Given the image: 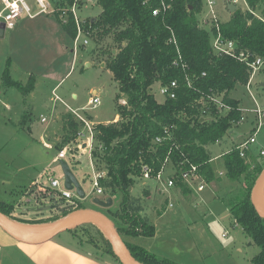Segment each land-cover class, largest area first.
<instances>
[{"label":"trees","instance_id":"1","mask_svg":"<svg viewBox=\"0 0 264 264\" xmlns=\"http://www.w3.org/2000/svg\"><path fill=\"white\" fill-rule=\"evenodd\" d=\"M65 1L70 4L73 0ZM96 1L101 12L90 18L92 35L98 40L111 35L116 51H108L105 68L118 84L115 98L118 100L124 95L127 105H117V121L93 125L97 144L92 150V158L95 165L102 163L103 169L100 165L96 167L106 172L101 185L120 195L116 215L122 224L116 228L120 236L150 237L154 234L153 224L140 214L141 206L131 198L129 188L141 172L140 161L150 162L154 155L150 152L152 139L164 126H173L181 152L199 166L206 182L212 181L214 173L206 146L223 138L240 119V100L231 97L230 92L237 84L248 83L249 69L233 57L212 52L210 43L215 31L213 28L207 30L200 23L202 0ZM245 1L249 9L235 10L228 21L220 23V33L224 39L235 41L238 48L248 49L264 59V0ZM162 2L168 6L164 10ZM257 8L260 9L259 15L254 13ZM155 9L158 13L153 15ZM62 27L73 40L76 27L72 18L62 23ZM8 65L7 61L1 87L14 86L23 94L29 93L34 86L33 77L23 85L11 78ZM173 79L177 81L175 97L158 102L151 86L156 81L165 84ZM210 90L223 93V99L230 107L225 114L217 113L211 106L209 113L202 117L198 101ZM62 122L65 143H77L81 124L70 112L63 114ZM168 146L169 142H165L157 149V158H164ZM75 148L69 146L68 154H72ZM178 155V151L171 152L174 159ZM222 159L225 175L230 181H238L241 176L244 178L245 186L226 197L225 204L234 223L259 247L249 264H264V217L258 214L250 200L252 187L264 164L256 158L252 163L247 162L234 147ZM155 164L158 166L157 161ZM177 184L183 193L188 191L186 185ZM27 191L25 188L21 195ZM83 207L80 203L75 207H62L58 210L64 213L50 221L60 220ZM13 208L14 202L0 199L2 214L12 217ZM92 226L95 231L87 235L85 244L94 250L103 246V252L117 264H122L105 232L96 225ZM125 245L140 264H178L168 258H158L140 245Z\"/></svg>","mask_w":264,"mask_h":264},{"label":"rangeland","instance_id":"2","mask_svg":"<svg viewBox=\"0 0 264 264\" xmlns=\"http://www.w3.org/2000/svg\"><path fill=\"white\" fill-rule=\"evenodd\" d=\"M27 1L33 7V1ZM214 1V9L216 15L219 14L220 20H223V14L220 12H227L229 3L239 8L244 4V0ZM1 6L0 3V9ZM100 12L101 7L97 1L94 3H91V0L79 1L77 14L80 19L96 17ZM254 13L259 15L260 9H255ZM20 19H23L22 21L31 20L25 15H22ZM33 20L34 23L24 27L6 29L4 36L0 37V75L8 61L9 74L13 80L25 85L29 77H33L35 85L33 93L23 94L14 86L3 88L4 90L0 92V199L7 198L14 202L11 212H15L16 202L30 182L27 174L40 170L43 164L50 161L58 151L65 147L66 159L64 160L75 173L86 194L84 199L73 195L71 200L104 214L112 221L115 228L120 227L122 224L116 216L119 213L120 195L109 208L92 202L94 197L104 198L107 194L95 195L93 193L92 167L88 149L78 139L75 144L65 143L62 122L63 114L70 112L69 107L71 106V108H79L77 112L93 124L113 121L117 115V105H120L119 99L115 98L119 90L112 73L105 68V61L108 51L110 49L116 51V46L112 42L111 35L100 40L92 36L88 39V44L83 46L80 43L86 37L81 35L74 53L73 40L64 34L62 21L57 15L39 14ZM85 61H89L90 66H86ZM53 74L59 75V78L51 83L47 77ZM59 81L61 82L55 93L70 105L68 107L61 100L54 99L51 92V88ZM158 86L159 82H154L151 92L156 100L161 102L163 98L158 94ZM246 86L247 84H237L230 95L240 100L245 109V112L242 109L241 115L247 114L249 120L253 115L251 108L256 104L264 107V64L252 77L251 85L248 88ZM93 89L96 90L100 103L91 107L88 100ZM72 93L77 95L75 99H72ZM122 98L125 96L122 95ZM242 105H239L240 109ZM248 106L252 107L248 108ZM90 114L98 122H95ZM42 116L46 118L45 122L41 121ZM250 127L251 123L246 117L241 124H234L219 143L208 145L209 154H218L233 148L238 141L249 136ZM45 143L50 144L51 148H47ZM69 146L76 147L72 154L67 152ZM261 149H264V117L256 133V142L251 145V152H247L245 156L246 161L252 163V160L256 158V161L264 164V155L259 153ZM221 162L214 167L215 180L219 182L215 188L213 187L214 191L208 182L205 188L198 192L199 194L195 191L188 192L181 201L185 210L193 209L190 216L186 218L176 216L175 205L168 207L165 215L157 221L152 217L158 216L159 210L155 211L156 213L153 210L142 213L150 223H153L152 220L156 222L158 230L156 237L143 236V241L139 244L150 245V252L158 258H168L175 262L177 259L181 264H249L259 247L249 240L239 225L234 223L226 205L221 202L228 194L237 193L245 186L244 178L241 176L238 181H230L225 175L223 161ZM29 163H33L34 169L17 172V169ZM98 165L103 167L100 162H97L96 166ZM217 170H222L223 175L218 176ZM49 172L47 177L39 180L47 186V195L51 193L48 177L55 176L63 183L59 162H51ZM8 179H12L13 182L19 181L21 184H13L12 187L4 185L3 180ZM133 186L132 192L138 197H145L143 192L145 188L153 190V193L156 191L153 195L159 193L156 183L151 179L135 178ZM38 196L36 195V198H39ZM144 200L147 201L144 206L145 210H151V202ZM35 201L36 199L32 197L30 200L23 198L21 205L32 209L33 204L37 205ZM61 202L53 196L48 200L51 205H58ZM16 211V216L8 218L22 224L52 222L50 219L64 213L56 208H45L40 209V213L36 212L39 211L38 209H35V212L31 210L29 214L22 217L21 213ZM92 225L102 229L100 224L86 220L58 234L56 238L80 244L85 250H90L95 255L117 264L112 257L110 258L103 252V246L94 250L85 244L87 235L95 231ZM223 233H225L224 236ZM121 238L124 243L131 241L129 235H122Z\"/></svg>","mask_w":264,"mask_h":264},{"label":"built area","instance_id":"3","mask_svg":"<svg viewBox=\"0 0 264 264\" xmlns=\"http://www.w3.org/2000/svg\"><path fill=\"white\" fill-rule=\"evenodd\" d=\"M33 7L29 4L27 0H0V23H3L4 29H13L17 21L22 15L26 17L33 18L39 14L46 15H57V17L62 21V23H67L69 18H72L76 27V35L73 38V52L75 53L78 46V41L81 35L86 38L80 43L81 45H87L88 39L91 38L92 28H91V17L84 18L83 20L79 18L77 10L79 8L80 0H73L70 4L65 0H32ZM96 0H91L94 3ZM203 3V14L200 23L204 28L210 30L213 28L215 33L211 36V50L214 54L227 55L235 58L236 60L243 62L249 69V81L246 88L250 86V81L260 67L264 64V59L260 56L252 53L248 49H241L237 47V43L233 40L224 39L220 33V21L216 15L214 9V0H202ZM162 9H166L168 6L162 2ZM158 9L152 10V14L156 15ZM204 74V73H203ZM188 84L190 85L189 78H187ZM177 87V81L175 79L171 80L169 83L162 84L159 82L158 94L162 96L163 100L165 98H174L175 91ZM54 99L60 100V98L53 91ZM162 102V101H161ZM201 104V114L202 117L209 113L211 106L215 107V110L219 114H225L229 110V105L223 99V93H218L216 91L210 90L201 100L198 101ZM100 103V99L96 94V91H92L88 104L91 107ZM120 105H127L125 98H119ZM71 114L74 116L76 121L81 124V130L77 133V139L82 141L83 145L87 147L89 152V159L92 167V189L95 195L107 194L106 197H111L112 201L118 197L117 193H112L111 190L104 188L101 185V180L106 177V172L100 170L93 163L92 150L97 144L95 131L93 129V123L90 122L88 118L79 114L76 110L70 108ZM241 110V109H240ZM253 111L254 122L253 128L250 135L244 140L237 143L234 148L238 150L240 157L245 158L247 152H249L251 145L256 142V133L261 125L262 118L264 117V107L256 104L255 107L251 108ZM242 111V110H241ZM245 120V116L241 115L240 119L236 124H241ZM41 121L45 122L46 118L41 117ZM114 120L112 122H115ZM165 142H169L168 150L163 159L157 158V149L162 146ZM217 140L214 144L219 143ZM47 148H51V145L45 143ZM173 150L180 152V155L175 157L171 156ZM231 149L223 151L220 155L229 152ZM181 146L175 141V136L173 132V126H164L161 133L156 135L151 141L150 152L154 155L152 156L150 162L141 163V172L137 178L140 179H151L156 183V189L160 192L167 193L172 188H174L177 183L184 184L188 188L195 192H199L205 188L208 182L205 181L204 176L199 168V166L189 160L187 155L181 152ZM264 155V149L259 152ZM66 148H62L56 153L53 158V162H58L61 159H66ZM210 159V154H209ZM93 160V161H92ZM158 162L156 166L155 162ZM96 167V168H95ZM63 179V177H62ZM51 193L53 198H57L62 201V207H75L77 202L71 200L73 195H76L74 190H69L63 186V183L57 178L52 177L49 179ZM77 196V195H76ZM100 198V197H99ZM171 207L172 203H168ZM223 236L225 233L222 234Z\"/></svg>","mask_w":264,"mask_h":264},{"label":"crops","instance_id":"4","mask_svg":"<svg viewBox=\"0 0 264 264\" xmlns=\"http://www.w3.org/2000/svg\"><path fill=\"white\" fill-rule=\"evenodd\" d=\"M235 1L236 0H233V2H235ZM228 5H231V3H229ZM234 6H235V10L240 9L242 11H245V10L249 9L245 0H244V4L242 7L239 8L236 5H234ZM220 13L223 14V20H220L218 18L221 23L228 21L232 16V12H230L229 10L227 12H224V13L220 12ZM217 17H219V14ZM33 18H30L31 19L30 21H22L23 19H19L17 21V24L15 27H19V26L24 27L26 25L32 24V23H34ZM55 31H57V30H55ZM64 34L66 35L65 31H64ZM85 65L90 66V62L85 61ZM71 68H72V65H71L70 69ZM30 75L31 74H29V76ZM1 77H2V74L0 75V92L2 90H4L1 87ZM47 78H48V80H50L51 83H53L54 80H57L59 78V75L55 76V74H53ZM60 80L62 81V79H60ZM61 81L57 82L51 88L52 94H53V91L55 92L57 90L58 85L60 84ZM251 81H252V79H251ZM251 81H250V85H251ZM34 89H35V85L33 86L32 90L29 93H33ZM92 91H96V90L93 89ZM71 96H72V99H75L77 97V95L75 93H72ZM60 100L62 101V103L64 102L61 98H60ZM253 100L255 101V99H253ZM240 104L242 105L241 102H240ZM66 105H67V107L70 106V105L65 103V106ZM241 107H242L241 110L243 109L245 112L243 105ZM249 107H252V106H248V108ZM72 109H74L76 111L79 110V108H72ZM90 116L95 122H98V121H96V119L94 118V116L92 114H90ZM245 117H246L247 121H249L251 123V127L249 129V131L251 133V130H252L254 122H255L254 115H252V118H250L249 120H248L247 114L245 115ZM118 119H119V114H117L115 116V118H113V121L118 120ZM108 122L109 121H104L102 123H108ZM42 137L43 136H41V138ZM239 142L240 141H238V143ZM206 149L208 152H210L208 146H206ZM249 152H251V148H250ZM221 153L210 154L209 163H210L212 171L214 173V179L209 182V184H210L209 186L212 188V190H213V187L215 188L217 183H219L215 180L214 167L217 163H220L221 161H223V159L220 155ZM53 158L54 157H52V159L50 161H47L45 164H43L40 170H37V171H34L32 173L27 174V176H29L28 178H29L30 182L27 186H25V188H28V191L25 192L24 194H22L21 198L17 200V202H16L17 208L15 207V210H14L15 212H11V216H16L15 215L17 212L16 210H18V212H20L22 217H23V216H26V214H29L31 212V210H34V212H35V209H38L39 211H36V212L40 213V209H45V208L54 209V208H56V210H58V209L62 208V202L58 205H51V203H48V200H49V198H51V196L46 194L47 186H45V184H43L41 181H39L41 178L47 177V175L50 173L49 172V166H50V163L53 162ZM217 165H219V164H217ZM32 168L34 169L33 163H29L28 165L22 166L19 169H17V172L18 171H21V172L26 171L27 172V171H30ZM217 171H218V173H217ZM217 171H216V174H218V176L223 175L222 170H217ZM33 174H35V175H33ZM52 177H55V176H50L48 178L50 179ZM3 184L4 185H10V187H12L13 184L14 185H20L21 183L19 181L13 182L12 179H8V180H3ZM40 187H43V189H41ZM133 187L134 186H131L129 188V190L131 192L130 195H131V198L136 199L138 204L141 206V210H140L141 215H142V213L145 214V212L148 213V211L153 210L155 212V211L159 210L160 214L158 216L152 217V219L154 218L155 221H157L158 219H161L165 215V213L169 207L168 206L169 202L172 203L171 207H173L174 205L176 206V210H175L176 216L186 218L192 214L193 209L191 208L189 210H185L182 206V203H181V201L184 200L185 195L188 192L193 191L190 188H188V191L186 193H183L180 189V185L177 184L169 192L163 193V192L159 191V193L157 192L156 195H153L156 191L153 193V190H151L149 188H145V189H143L145 197H138V196H135L133 194V192H132ZM30 190L32 191L31 193H29ZM48 190H49V188H48ZM36 195H39L38 196L39 198H36ZM228 196H229V194L227 195V197ZM30 197H32L33 199H36L35 203H37V205L33 204L32 209L29 207L30 208V210H29L28 206L23 207L24 205L22 206L21 203H22L23 198L30 200ZM144 199L148 200V202H151V205H152L151 210H145L144 206H145V203L147 201H145ZM225 199L221 200V202L224 204H225ZM5 201L8 202L10 200L5 198ZM19 205H21V206H19ZM162 207H163V209H162ZM226 207H227V205H226ZM227 209H228V207H227ZM155 221L152 220L153 223H151V224H153V227H154V234L152 237H156L157 230H158ZM130 240H131L130 241L131 244L140 245V246L146 248L148 251H151L150 245L139 244L141 241H143V236H131ZM197 249L199 250L198 247H197ZM176 262L178 264H181V262L179 263V261H177V259H176ZM0 264H115V263L110 261L109 259L103 258L101 256L100 257L95 256L91 253L90 250H85L83 247L81 248L80 246H77L74 243L64 241L63 239H57L56 236L47 240V241H44V242L38 243V244L23 243V242L17 241L13 237H11L0 226Z\"/></svg>","mask_w":264,"mask_h":264},{"label":"water","instance_id":"5","mask_svg":"<svg viewBox=\"0 0 264 264\" xmlns=\"http://www.w3.org/2000/svg\"><path fill=\"white\" fill-rule=\"evenodd\" d=\"M229 11L233 13L235 11V6L232 4L229 5ZM4 31V25L3 23H0V37L4 36ZM58 162L61 167L63 186L69 190H74L76 195L80 199H84L86 194L83 190V187L67 161L61 159ZM40 188L43 189V187ZM261 189H264V168L256 179L250 193V200L252 202V205L254 206L258 214L264 217V203H262L260 200ZM31 192L32 191L30 190L29 193ZM92 202L104 208H109L113 204L111 197H106L105 199L94 197L92 199ZM86 220L94 221L104 227L105 234L110 240L120 263L140 264L130 255L129 250L127 249L112 221L104 214L93 209L83 207L73 210L64 218H62L60 223L53 227L48 233L39 237H27L17 233L10 227V222L13 221H11L7 216L0 212V226L2 227V229L17 241L28 244H38L47 241L57 236L58 234L67 231L75 224Z\"/></svg>","mask_w":264,"mask_h":264},{"label":"bare ground","instance_id":"6","mask_svg":"<svg viewBox=\"0 0 264 264\" xmlns=\"http://www.w3.org/2000/svg\"><path fill=\"white\" fill-rule=\"evenodd\" d=\"M260 200L264 203V189L260 191ZM60 220L54 222H44L39 224H22L18 222H10V227L17 233L27 237H39L48 233L53 227H55ZM100 227L104 230V227L100 224Z\"/></svg>","mask_w":264,"mask_h":264}]
</instances>
